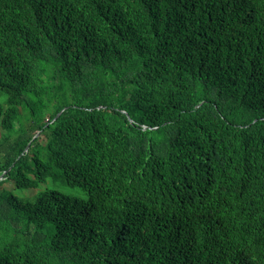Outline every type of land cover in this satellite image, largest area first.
Returning <instances> with one entry per match:
<instances>
[{
  "label": "trees",
  "instance_id": "trees-1",
  "mask_svg": "<svg viewBox=\"0 0 264 264\" xmlns=\"http://www.w3.org/2000/svg\"><path fill=\"white\" fill-rule=\"evenodd\" d=\"M0 264H264V0H0Z\"/></svg>",
  "mask_w": 264,
  "mask_h": 264
},
{
  "label": "rangeland",
  "instance_id": "rangeland-1",
  "mask_svg": "<svg viewBox=\"0 0 264 264\" xmlns=\"http://www.w3.org/2000/svg\"><path fill=\"white\" fill-rule=\"evenodd\" d=\"M47 185L51 187L52 189L58 190L60 192H63L64 194L67 195H76V196H84L81 192H79L77 189L70 188L66 186L61 180H55V179H50L47 182ZM11 184H7L6 187H11ZM46 188V185H40L36 188H31L27 190H21L17 191L18 195L23 197L24 200H34L36 193L39 191L43 190Z\"/></svg>",
  "mask_w": 264,
  "mask_h": 264
}]
</instances>
